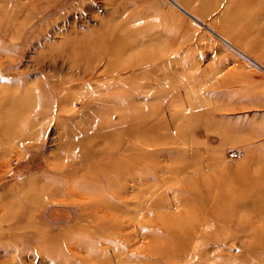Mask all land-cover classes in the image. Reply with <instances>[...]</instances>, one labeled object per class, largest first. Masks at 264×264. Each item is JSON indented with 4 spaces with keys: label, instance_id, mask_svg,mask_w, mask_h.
Instances as JSON below:
<instances>
[{
    "label": "rangeland",
    "instance_id": "rangeland-1",
    "mask_svg": "<svg viewBox=\"0 0 264 264\" xmlns=\"http://www.w3.org/2000/svg\"><path fill=\"white\" fill-rule=\"evenodd\" d=\"M261 187L264 0H0V264H264Z\"/></svg>",
    "mask_w": 264,
    "mask_h": 264
},
{
    "label": "bare ground",
    "instance_id": "bare-ground-1",
    "mask_svg": "<svg viewBox=\"0 0 264 264\" xmlns=\"http://www.w3.org/2000/svg\"><path fill=\"white\" fill-rule=\"evenodd\" d=\"M156 42H157V39H156ZM178 53L179 52H177L176 50H174V51H172L171 53H169V55L170 56H173V58L175 57V56H178ZM178 69V68H177ZM256 194H254V196L255 195H259V194H262V192H263V195H264V187H261V188H259V189H256ZM261 204H263L262 206H261V209H263L264 210V200H262V202H261ZM260 209V208H259ZM255 247V246H254Z\"/></svg>",
    "mask_w": 264,
    "mask_h": 264
},
{
    "label": "built area",
    "instance_id": "built-area-1",
    "mask_svg": "<svg viewBox=\"0 0 264 264\" xmlns=\"http://www.w3.org/2000/svg\"><path fill=\"white\" fill-rule=\"evenodd\" d=\"M226 158L229 160V161H233L237 158V153H232V152H228L226 154Z\"/></svg>",
    "mask_w": 264,
    "mask_h": 264
}]
</instances>
